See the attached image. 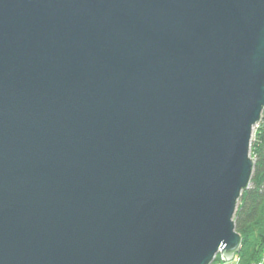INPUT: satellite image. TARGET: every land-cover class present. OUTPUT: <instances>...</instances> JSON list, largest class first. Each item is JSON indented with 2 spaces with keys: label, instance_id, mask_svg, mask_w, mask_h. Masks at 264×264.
Instances as JSON below:
<instances>
[{
  "label": "water",
  "instance_id": "water-1",
  "mask_svg": "<svg viewBox=\"0 0 264 264\" xmlns=\"http://www.w3.org/2000/svg\"><path fill=\"white\" fill-rule=\"evenodd\" d=\"M264 108V0H0V264H210Z\"/></svg>",
  "mask_w": 264,
  "mask_h": 264
},
{
  "label": "trees",
  "instance_id": "trees-1",
  "mask_svg": "<svg viewBox=\"0 0 264 264\" xmlns=\"http://www.w3.org/2000/svg\"><path fill=\"white\" fill-rule=\"evenodd\" d=\"M256 139L251 145L254 167L251 185L238 199L234 230L241 237L238 254L242 264L257 262L264 253V110Z\"/></svg>",
  "mask_w": 264,
  "mask_h": 264
},
{
  "label": "rangeland",
  "instance_id": "rangeland-1",
  "mask_svg": "<svg viewBox=\"0 0 264 264\" xmlns=\"http://www.w3.org/2000/svg\"><path fill=\"white\" fill-rule=\"evenodd\" d=\"M263 110H264V108H263ZM263 112V111H262ZM261 115H262V113H261ZM260 121H261V119H260ZM260 123V122H259ZM259 126V125H258ZM257 127V126H256ZM256 127H254L253 128V131H252V135H251V141H250V147H249V157H250V159L252 160V162H254V156H253V154H252V151H251V145L252 144H254V141H255V139H256V135H257V132L259 131V129L258 128H256ZM237 203L238 202H236V205L235 206H237ZM233 217H234V215H233ZM241 238V237H240ZM242 241V240H241ZM241 243V242H240ZM240 247V246H239ZM239 251H240V249H238V252L236 251L235 252V254L232 256V258L231 259H229L228 260V263L227 264H231L232 262H234V261H236V263H241L240 262V258L238 257V254H239ZM216 255H217V253H216ZM216 255L214 256V259L212 260V262L210 263V264H223L222 263V260H221V257L220 256H218V257H216ZM223 258V257H222ZM264 259V253L262 254V257H261V259L258 261V262H254V263H251V264H261V262H262V260ZM242 264V263H241Z\"/></svg>",
  "mask_w": 264,
  "mask_h": 264
},
{
  "label": "bare ground",
  "instance_id": "bare-ground-1",
  "mask_svg": "<svg viewBox=\"0 0 264 264\" xmlns=\"http://www.w3.org/2000/svg\"><path fill=\"white\" fill-rule=\"evenodd\" d=\"M262 116V115H261ZM261 119V118H260ZM259 123L258 124H256L254 127H256V128H258L259 126ZM253 127V128H254ZM253 131V130H252ZM254 132V131H253ZM252 135V134H251ZM253 167H254V162H253V164H252V172H253ZM252 172H251V175H250V178H249V181H248V183H247V186H246V188L245 189H243V190H241V192H240V196H239V198L242 196V194H243V192L245 191V190H247L249 187H250V185H251V177H252ZM238 198V199H239ZM238 199H237V201L236 202H238ZM235 211H236V207H235ZM234 214H235V212H234ZM232 221H233V219H232ZM233 224H234V221H233ZM235 231V230H234ZM236 233V232H235ZM238 234V233H237ZM239 235V234H238ZM241 245H242V243H240V247L238 248V249H240L241 248ZM237 252H238V250H237ZM235 254V253H234ZM233 254V255H234ZM216 255V254H215ZM218 256H220L221 257V260H222V263L223 264H227L228 263V260H226V258H225V256H223V255H221V251L220 250H218L217 251V255H216V257H218ZM223 257V258H222ZM262 257V256H261ZM261 257H260V259H261ZM259 259V260H260ZM258 260V261H259ZM257 261V262H258ZM231 264H239V263H236V261H234V262H232ZM241 264V263H240Z\"/></svg>",
  "mask_w": 264,
  "mask_h": 264
},
{
  "label": "built area",
  "instance_id": "built-area-1",
  "mask_svg": "<svg viewBox=\"0 0 264 264\" xmlns=\"http://www.w3.org/2000/svg\"><path fill=\"white\" fill-rule=\"evenodd\" d=\"M260 264V263H259ZM261 264H264V259L262 260Z\"/></svg>",
  "mask_w": 264,
  "mask_h": 264
}]
</instances>
